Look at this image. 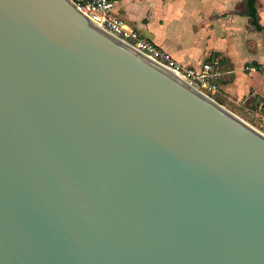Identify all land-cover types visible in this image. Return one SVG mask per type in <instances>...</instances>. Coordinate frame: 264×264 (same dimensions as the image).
I'll use <instances>...</instances> for the list:
<instances>
[{"label": "water", "instance_id": "1", "mask_svg": "<svg viewBox=\"0 0 264 264\" xmlns=\"http://www.w3.org/2000/svg\"><path fill=\"white\" fill-rule=\"evenodd\" d=\"M0 264H264V133L70 0H0Z\"/></svg>", "mask_w": 264, "mask_h": 264}, {"label": "crops", "instance_id": "2", "mask_svg": "<svg viewBox=\"0 0 264 264\" xmlns=\"http://www.w3.org/2000/svg\"><path fill=\"white\" fill-rule=\"evenodd\" d=\"M254 6L253 18L247 0H116L127 23L181 64L215 61L214 99L264 126V0Z\"/></svg>", "mask_w": 264, "mask_h": 264}, {"label": "built area", "instance_id": "3", "mask_svg": "<svg viewBox=\"0 0 264 264\" xmlns=\"http://www.w3.org/2000/svg\"><path fill=\"white\" fill-rule=\"evenodd\" d=\"M97 27L111 34L131 48L165 67L195 89L208 95L215 91V64L207 61L199 67L181 64L166 50L132 27L116 11V0H70ZM214 99V98H213Z\"/></svg>", "mask_w": 264, "mask_h": 264}, {"label": "rangeland", "instance_id": "4", "mask_svg": "<svg viewBox=\"0 0 264 264\" xmlns=\"http://www.w3.org/2000/svg\"><path fill=\"white\" fill-rule=\"evenodd\" d=\"M214 98L213 93L210 95ZM216 100V99H215ZM230 108V107H229ZM230 110L232 111L233 109L230 108ZM247 122H249L251 125H253L255 128H257L258 130H260L261 132L264 133V126H262L261 124H259L257 121H255L254 118H248L245 117V119ZM249 120V121H248Z\"/></svg>", "mask_w": 264, "mask_h": 264}, {"label": "trees", "instance_id": "5", "mask_svg": "<svg viewBox=\"0 0 264 264\" xmlns=\"http://www.w3.org/2000/svg\"><path fill=\"white\" fill-rule=\"evenodd\" d=\"M255 0H247V6H248V10H249V14L254 18L255 17V6H254ZM257 27H259L257 25Z\"/></svg>", "mask_w": 264, "mask_h": 264}, {"label": "bare ground", "instance_id": "6", "mask_svg": "<svg viewBox=\"0 0 264 264\" xmlns=\"http://www.w3.org/2000/svg\"><path fill=\"white\" fill-rule=\"evenodd\" d=\"M165 68V67H164ZM167 71H169L170 73H172L173 75H175V73H173V71H171V70H169V69H167V68H165ZM177 76V75H176ZM178 77V76H177Z\"/></svg>", "mask_w": 264, "mask_h": 264}]
</instances>
